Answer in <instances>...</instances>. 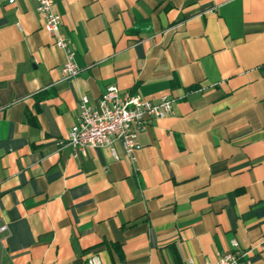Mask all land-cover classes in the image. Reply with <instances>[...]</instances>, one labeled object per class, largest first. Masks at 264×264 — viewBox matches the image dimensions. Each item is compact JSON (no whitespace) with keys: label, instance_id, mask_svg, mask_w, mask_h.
I'll list each match as a JSON object with an SVG mask.
<instances>
[{"label":"crops","instance_id":"obj_1","mask_svg":"<svg viewBox=\"0 0 264 264\" xmlns=\"http://www.w3.org/2000/svg\"><path fill=\"white\" fill-rule=\"evenodd\" d=\"M53 10L71 79L36 1L0 0V264H207L232 240L264 264V0ZM110 85L174 99L131 157L66 142Z\"/></svg>","mask_w":264,"mask_h":264},{"label":"built area","instance_id":"obj_2","mask_svg":"<svg viewBox=\"0 0 264 264\" xmlns=\"http://www.w3.org/2000/svg\"><path fill=\"white\" fill-rule=\"evenodd\" d=\"M13 4L16 0H5ZM36 11L43 19V27L53 38L55 45L65 52L66 59L61 68L63 79H71L78 73L73 61L70 41L60 34V15L53 10L54 0H35ZM174 99L162 96L158 100L144 98L128 91L122 92L110 85L100 96L98 106L89 104L86 96L80 98L77 123L70 128L66 142L76 151L84 153L87 147H104L112 141H119L125 154L131 157L137 147V135L152 120L171 114ZM62 144V141H59ZM113 155L114 151H112ZM6 227L0 228V231ZM232 250L220 253L212 263L207 264H251L247 252H240L237 240L231 241ZM89 264H96L93 259Z\"/></svg>","mask_w":264,"mask_h":264},{"label":"trees","instance_id":"obj_3","mask_svg":"<svg viewBox=\"0 0 264 264\" xmlns=\"http://www.w3.org/2000/svg\"><path fill=\"white\" fill-rule=\"evenodd\" d=\"M41 96V95H40Z\"/></svg>","mask_w":264,"mask_h":264}]
</instances>
